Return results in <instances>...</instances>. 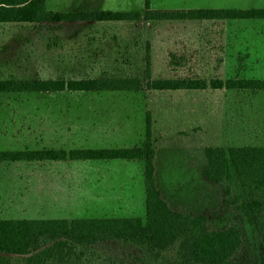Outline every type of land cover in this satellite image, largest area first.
<instances>
[{
	"label": "rangeland",
	"instance_id": "obj_1",
	"mask_svg": "<svg viewBox=\"0 0 264 264\" xmlns=\"http://www.w3.org/2000/svg\"><path fill=\"white\" fill-rule=\"evenodd\" d=\"M143 1L67 0L46 9L138 11ZM151 6L249 8L264 7V0H151ZM48 26L34 29L33 24L0 23V79L143 80L147 45L153 79L227 80L236 74L264 79V21ZM147 114L155 149V182L162 197L176 210L214 212L209 226L221 229L230 215L221 210L220 188L201 177L203 151L264 147V91L0 95V150L131 148L144 138ZM142 167L138 162H0V219L141 217ZM84 170L98 172L102 181L97 184L88 177L84 185L79 181V171ZM245 228L250 254L243 264H264V239L247 221ZM100 250L141 262L135 249L104 244Z\"/></svg>",
	"mask_w": 264,
	"mask_h": 264
},
{
	"label": "trees",
	"instance_id": "obj_2",
	"mask_svg": "<svg viewBox=\"0 0 264 264\" xmlns=\"http://www.w3.org/2000/svg\"><path fill=\"white\" fill-rule=\"evenodd\" d=\"M46 0H0V23L64 24L91 22H256L264 7L156 9L151 0L138 11L53 12ZM139 78L0 79V95L206 89L264 91V79H153L149 47ZM241 61V60H240ZM242 62V61H241ZM241 67L236 71L239 73ZM202 179L220 188L221 210L230 219L221 229L209 226L214 212L170 207L156 187L155 149L149 114L139 145L116 149L0 150V162L138 161L143 166L144 214L141 217L0 219V264H243L250 254L245 222L264 239V147H208ZM104 244L135 249L141 262Z\"/></svg>",
	"mask_w": 264,
	"mask_h": 264
},
{
	"label": "crops",
	"instance_id": "obj_3",
	"mask_svg": "<svg viewBox=\"0 0 264 264\" xmlns=\"http://www.w3.org/2000/svg\"><path fill=\"white\" fill-rule=\"evenodd\" d=\"M58 1V2H57ZM65 1H67V0H46V5H47V7H49V6H56V5H58V4H60V5H64L65 3ZM94 1H97V0H94ZM48 11H53V10H48ZM53 12H55V11H53ZM17 26H22V25H26V24H16ZM31 25V24H30ZM33 25H35V27L36 28H34V29H40V28H42L45 24H33ZM48 25H55V24H46V28L47 29H49V26ZM33 27V26H32ZM74 162H77V163H90L91 165H95V164H108V163H123V162H138V161H103V162H87V161H60V162H55V163H74ZM139 163V165H141V167H142V163H140V162H138ZM122 165V164H121ZM143 168V167H142ZM95 171H97V170H95ZM109 172V171H108ZM105 173V172H104ZM141 173H142V169H141ZM93 175L94 176H96L95 178L93 177ZM100 176V174L98 173V172H95L94 174L93 173H91V172H86L85 170L84 171H79V181H82V183H84V185L85 184H87V181H89V179H90V182L92 181V180H94V181H96L97 182V184L98 183H100L99 181H102L101 179H99V178H97V177H99ZM88 177H90L89 179H88ZM130 177H131V179H132V177H133V174L131 173L130 174ZM128 180H129V178H128ZM89 182V183H90ZM85 190V189H84Z\"/></svg>",
	"mask_w": 264,
	"mask_h": 264
}]
</instances>
